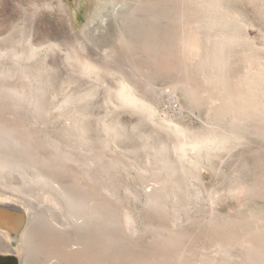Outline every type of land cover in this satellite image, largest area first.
Masks as SVG:
<instances>
[{"label":"rangeland","instance_id":"obj_1","mask_svg":"<svg viewBox=\"0 0 264 264\" xmlns=\"http://www.w3.org/2000/svg\"><path fill=\"white\" fill-rule=\"evenodd\" d=\"M109 1L116 2L102 10L104 21L98 18L91 24L90 16L98 3L96 0H0V49L19 45L22 50H26L29 44L39 48L38 54L31 60L22 61L19 64H15L12 60L11 62L10 59L0 61V69L8 75L0 76V87L16 88L28 99H31L32 95L37 99L38 106L32 99V104L27 102L26 107L22 106L24 108L14 107L16 110H12L14 108L9 107L4 110L18 113L26 121L39 119L42 122L41 133L55 143L65 141L59 133L62 125L67 123V120L60 116V113L64 111L67 118H78L79 124L90 141V146L97 151L103 140L102 121H106L113 127L117 126V134L106 153L108 157L115 155L123 158L129 167L121 165L115 174L105 171L104 178L110 184L113 182L115 197L120 201L119 205L126 207L130 214L133 213L135 225L141 233H144L142 234L143 237L145 236L144 239L150 240L155 237L158 239V234L168 235L170 220L178 216L179 226L176 229L186 234L185 240L187 237L189 242L192 240L199 249H210L208 253H211V256L215 255L214 248L210 246L213 230L207 222L203 223L208 215L216 216V218L219 216L217 219L221 223H226L228 218L231 219L233 216L251 219L252 216H260L261 213L264 215L262 200L254 198L248 201L245 198V192L248 189L264 191V0ZM113 7H115V13L112 11ZM219 35L237 40L232 39L235 43L232 42L229 46L223 44L215 53L217 50L208 41ZM78 37L85 42L87 49L95 52L97 56L112 49L114 62L120 67L123 66L124 70H129L131 64L134 68H145L143 69V72L146 70L145 74L151 69L149 73L154 79L155 86H153L156 89L159 88L158 92L161 88L159 95L153 98L159 113L158 117L156 115L154 118L155 125L145 121L139 117L141 115L131 110H117L103 103L107 95L103 91H107L105 89L107 85L115 84L114 79L106 77V83L98 88L96 95H84L92 89V86L89 82L87 83V80L77 77L75 67L72 66L71 69V65L67 66L68 63L64 58L66 50L62 51L63 48H68L67 43H72L78 53L85 54L86 51L76 44ZM182 38L185 39V43L188 42V45L191 44L193 48L195 46V49H200H196V52L198 54L200 51L201 57L198 55L192 59V56L181 51ZM55 42L62 45V52L50 46ZM99 52L101 55H98ZM181 52L186 55L183 56ZM164 61L169 62V65L163 64ZM218 61H221L222 65ZM165 67L169 69L168 73L163 71ZM158 70L162 73L160 71V74L157 73ZM21 72L30 77L24 78ZM139 78L141 80L143 77ZM175 83H182V87L191 90L193 88V93L189 98L186 96L185 98L182 93L178 97L173 95L177 100L178 109L164 110L161 99L164 93L162 88L165 89ZM71 93L74 94L75 100L68 107L70 109L59 110L58 107L65 95H72ZM229 98L231 101L228 100ZM237 106L241 107L237 108ZM162 114L170 116L196 135L203 134L206 128L214 129L216 134L227 138V144L224 150L205 154L200 160L201 165L199 164L198 171L190 169L191 171L187 172L189 174L185 176H182L180 171L173 173L171 190L175 203H168L165 214L154 216L144 210L142 200L155 182L149 177L147 182L143 183L140 175L148 165L147 155L144 158L145 154H151L154 147H168L177 141L173 135L159 127L158 120L163 116ZM246 115L247 117H244ZM167 152L164 153L165 158L173 160V155ZM31 175H33L32 172ZM3 188L5 187L0 186L1 196L7 192V195L17 196L18 199L31 200L39 209L50 206V203L48 205L45 202L43 194H39L40 192H36L34 197L29 196L30 199L25 194L23 198L22 194L13 193L7 188L3 190ZM136 193L142 196L141 200L134 198ZM176 198L179 199L176 200ZM20 200L18 201L22 202ZM151 226L162 228L160 227V230L154 228L156 231L154 229L152 231ZM163 226L167 227L163 228ZM157 230L160 232L157 233ZM194 243L191 245L195 246ZM16 247V242L13 241L10 249L15 250ZM11 254L19 259L22 258V253ZM230 254H234L230 264L241 263L239 248L231 249ZM40 260H37L38 263Z\"/></svg>","mask_w":264,"mask_h":264},{"label":"bare ground","instance_id":"obj_2","mask_svg":"<svg viewBox=\"0 0 264 264\" xmlns=\"http://www.w3.org/2000/svg\"><path fill=\"white\" fill-rule=\"evenodd\" d=\"M96 1L98 3L92 11V15L89 14L91 15V20L89 21L91 24L98 18L103 22L102 10L107 5L110 4L112 6L116 2L113 1L112 3L109 0ZM83 34L85 35V31ZM220 36H215L212 39L208 38L210 39L208 43L210 42L209 44L217 50L215 53L219 51V47L223 44H228L229 46L233 40H237L236 38L233 39L232 36L233 40ZM181 43V51L192 56V59L199 55L200 51H198V54L196 52L198 48L195 49V46L193 48L191 44V46L187 44L188 42L185 43V39L182 38ZM76 44L86 53H78L72 43H67L68 50L64 48L62 50V45L56 42L50 46L60 52L66 50L64 58L68 63L67 66L71 65V69L72 66L75 67L77 77L85 79L87 83L91 84L92 89L84 95L92 96L97 90L99 91L98 88L106 83V77L114 79L115 84L113 86H104L107 91L103 92L107 93V95L103 103L113 109L131 110L141 115L139 117H142L145 121L147 120V122L149 121L155 125L154 118L159 113L153 98L159 95L161 88L158 92L157 89L159 88L156 89L154 87V79L149 73L151 69L145 74L146 70L143 72L145 68H134L133 64L130 66L128 63L131 68L124 70L123 66L120 67L114 62V51L112 49L101 53L103 55L99 52L98 55L101 56H97V54H94L95 52L87 49L85 42L79 37L76 40ZM53 48L50 49L52 50ZM38 52L39 48L34 46V44H29L26 50H22L19 45H13L9 49H0V61L10 59L15 64H19V62L33 59ZM185 55L183 54V56ZM221 61L218 62L222 65ZM165 63L168 64L169 62L164 61L163 64ZM21 71L24 72V70ZM163 71L167 72L169 69L165 67ZM23 72L20 73L22 76L25 74ZM160 73L162 72L160 71ZM0 76L6 77L8 75L4 74V71L0 69ZM24 76V78L30 77ZM136 76L144 79L141 78L140 80ZM219 81L221 80L219 79ZM181 84L175 83L165 89L162 88V90L168 89L170 94L175 97L182 93L184 97L189 98L190 94L193 93V88L191 90L187 87H182ZM31 89L33 88L31 87ZM73 95H65L58 107L59 110H67L71 106L70 104L75 100ZM31 96V99H28L23 92L16 90V88L0 87V186L7 188L13 193L22 194L23 198L25 197L23 194L27 197H34L36 192H40L39 194H43L45 202L48 205L50 203V206L46 209H39L31 200L28 201L19 197L22 200V202H19L18 200L20 199L17 196L7 195V192L3 196L0 195V264H230L232 258H234V254H230V250L233 248H239L241 251L239 256L241 258L240 264H264V215L262 213L260 216H252L251 219L249 217L243 219L242 217L238 218L239 216H235L236 218L233 216L231 219L228 218V221L225 220L226 223L219 222L217 219L219 216L216 218L212 214L211 217L208 215V218L204 219L203 223L207 222L213 230L212 245L210 246L214 248L216 254L213 252L215 255L212 256L211 253H208L210 249H199L192 240L190 242L191 244L194 243L195 246L191 245L187 237L186 240L188 242H186L184 237L186 234L178 232L176 229L179 226L178 216L170 220L168 235L161 236L158 234V239L156 237L150 240L144 239L145 236L143 237L142 235L144 233H141V230L135 225L133 213L130 214L125 209L126 207L123 208L119 205L120 201L115 197L116 191L113 182L111 181L112 183L110 184L104 178L105 171L115 174L121 165L125 167L128 165L123 158L115 155L108 157L106 153L113 143L112 139L117 134V126L113 127L106 121L101 122V132L103 133V138H101L103 140L99 151H97L90 146V141L85 135V130L79 124L78 118H67V114L62 111L60 116L65 118L67 123L62 125L59 133L65 141L63 140L64 143H55L53 140L50 141L45 138L46 136L41 133L42 128L40 125L42 122L39 119L26 121L18 113L4 110L9 107L19 109L27 102L31 103L32 99L35 100L37 105V99ZM199 96L201 97L202 95L200 94ZM15 108L12 110H16ZM228 110H230L229 107ZM244 117H247V115ZM258 120L260 121V119ZM158 124L160 125L159 127L173 135L177 141L168 147H154L151 150V154L148 155L147 153L144 155V158L147 155L148 165L146 164L147 166L143 169L144 171L142 170L143 172L140 171L142 175L139 177L143 183H146L147 178L150 177L152 181L154 180L155 185L151 187L149 192L145 193L142 206L144 210L154 216L165 214L168 203L175 201L171 190V187H173L171 180L173 173L180 171L181 175L185 176L190 169L197 170L201 165L200 160L205 154L208 155L222 150L227 144V138L221 134H216L214 129L206 128L203 134L196 135L182 127L170 116L163 115L159 117ZM143 150L145 151V149ZM165 151L173 155V160L165 158ZM31 172L33 175L30 176ZM260 190L248 189L245 192V198L247 200L258 198L264 202V191ZM131 194L133 195V193ZM134 198L141 200L142 196L136 193ZM164 227L166 228L167 226ZM154 228L156 227L154 226L150 230L154 231ZM159 232L157 230V233ZM13 241L17 245L15 250L10 249ZM14 252L16 254L22 253V258L19 259V257L11 254ZM235 258L237 257L235 256ZM38 259H41L40 263H38Z\"/></svg>","mask_w":264,"mask_h":264},{"label":"built area","instance_id":"obj_3","mask_svg":"<svg viewBox=\"0 0 264 264\" xmlns=\"http://www.w3.org/2000/svg\"><path fill=\"white\" fill-rule=\"evenodd\" d=\"M161 99H162L164 110H173L174 111V110L178 109L177 100L175 99V97L173 95H171L169 93L168 89H166L164 91Z\"/></svg>","mask_w":264,"mask_h":264}]
</instances>
